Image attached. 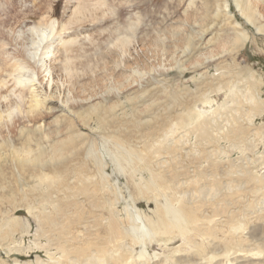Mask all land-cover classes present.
I'll return each mask as SVG.
<instances>
[{
  "label": "rangeland",
  "instance_id": "obj_1",
  "mask_svg": "<svg viewBox=\"0 0 264 264\" xmlns=\"http://www.w3.org/2000/svg\"><path fill=\"white\" fill-rule=\"evenodd\" d=\"M247 1L259 14L264 15V0ZM100 4L104 5L100 8L101 10L99 9L100 12L104 11V15L100 17V12L96 10L99 12V20L91 22L89 19L81 26L72 27L67 34L71 38L77 37L76 47H74L77 53L75 57L77 58L78 55L82 57H78L80 60H74L76 69L78 68V76H75L78 85L75 86L73 95L77 97L79 105L73 109V112L83 116L89 115L91 117V120H87L89 126L79 121L76 123L72 111L65 109L61 104V96L57 92L62 86L58 83L56 76L54 82L50 83L52 85L50 89L47 86L48 82L38 76L39 81H37L38 83L42 81L43 87L39 86L35 79L33 90L35 92L38 90L40 96L44 92L49 95L51 93L48 105L45 104L40 111L43 119L38 118L36 122L32 119H24V125L27 127L16 126L9 135L6 128L2 130L4 140L0 138V145L6 146L11 139L16 148L27 144L35 148L37 145L54 144L57 139L66 142L70 134L73 137L70 138L71 144L64 147L63 155L66 153L67 158L55 163H47L44 169L38 172L37 178L31 175L30 166L20 168V164H17L8 148L4 150L5 153L0 152V227H2L0 239H3L0 240V264H52L49 257L56 259L61 256L55 247L47 243L48 236L57 235L54 230L58 229V226L51 228L42 222V217L52 212L54 203L50 206L46 202L48 199L45 197L46 193L52 192L53 189L48 188L46 182L40 183L39 177L45 175L51 177L52 174L49 175V173H52L50 171L52 165L62 167V169L67 166L65 173L56 174L63 186L56 188L52 199L62 198L64 200L67 194L71 201L76 199L80 203L82 201L84 214H80L78 222L67 225L64 236L61 235L72 237L70 243L73 247H84L83 243L88 240L94 242V236L91 233L95 236H104L109 211L117 214L122 230L127 228L124 213V207L127 205L135 206L145 215L152 216L153 202L137 197L134 185L140 177L147 180L149 172L142 164L138 166L139 168H135L136 174L133 178L132 170L126 169L125 173L117 172L110 158L101 148L102 144L107 148H112L113 136L110 135L112 132L124 147L133 151L134 159L142 156L150 163L164 161L163 171L165 168L175 172L184 171V177H176L181 183L188 177H192L198 165L206 166L207 161L204 156L206 153L212 158L216 155L220 163L219 168L221 170L226 168L230 173L227 172L226 178L222 179L223 182L225 181L224 185L230 184L232 188L241 187L246 192L249 189L243 200L239 199V202L252 203L253 194L251 192L257 191L258 187L250 182H245L246 186H244L237 178L240 179L242 173L249 170L248 173L251 175H264V30L263 32L257 31L254 25L245 20L241 10L244 7V0L240 2L238 0H100L97 5ZM0 6H3L0 7V32L2 33H0V43L1 41L9 42L4 47L5 55H7L3 54V59L0 61L1 66L7 65L5 69L1 67L0 81L3 78L7 83L10 82L6 85L11 89L12 81L8 73L13 60L9 61V56L20 47L13 41L10 42L11 33L7 32H11L10 29H18L20 26L24 27L25 31V28H28L26 26L36 23L47 12L54 20L60 22L77 6V1L0 0ZM5 19L7 22L4 25ZM261 23L264 25V19H261ZM242 32L247 35V39L239 41L240 46L238 47L230 46L234 44L233 40L236 35ZM124 37L130 38L126 48H122L116 42ZM57 47L54 60L55 65L59 67L63 59L60 55L63 54V50L59 44ZM123 52H127L124 53L125 56ZM7 67L9 68L6 70ZM219 84L222 86L220 90L216 89ZM3 88L0 89L1 95L9 91ZM83 88L84 93L82 94ZM231 89L243 92L248 98L251 93L252 106L245 99H240L237 103L241 109L239 113L236 110L226 111L220 116L210 117L212 121L209 123L211 126L209 142L197 140L191 126L182 127L178 124L175 132L169 133L172 124L178 123L179 116L185 115L189 110L208 114L219 108L225 101L227 103L224 108H231L229 107ZM207 94L211 104L200 100V97L207 96ZM90 95L91 98H89ZM11 97L14 98L12 95L7 97V102ZM25 98V103L30 100L29 95H25ZM257 103H260L259 108ZM49 105L55 108L50 111ZM110 106L112 111H110ZM66 117L73 120L75 126L77 125L82 135L80 138L76 137L77 131L70 128L69 119ZM100 118L112 123L111 128H101ZM237 124L245 130V133L238 140H231L235 137L234 129L229 134L226 130L235 128ZM48 125L50 128L47 127ZM38 127L41 128L40 131L37 130ZM59 130L62 132L56 134ZM166 132L168 135L164 139ZM45 134L47 136L49 134L50 138H44ZM151 137L154 138L152 141ZM94 146L99 152H103L102 172L97 169V160H94L88 153L95 149ZM68 147L69 150H67ZM79 171L87 172V177L89 175L93 182L97 181V188H102L101 178H105V186L104 190L100 191V198L112 205L107 208L109 210L105 209L102 212L104 220L99 226L94 225L95 215L98 214L97 209L89 204V200L84 198L86 196H79V190L84 184V174L79 175ZM202 180V184L209 182L207 179ZM232 182H236V185L232 186ZM71 184L78 191L74 190ZM263 197L264 195L256 197L257 206L264 205ZM132 199L133 205L131 204ZM237 209H243V205L241 207L237 205ZM70 212H75V209H70ZM52 217L55 218L57 215L52 213ZM8 220H15L18 228L20 227L18 229L16 226L15 231L9 236L6 235L5 227ZM254 224L259 223L254 220L248 223L249 226H254ZM260 227L258 233L264 237V226ZM218 234H220L219 237L222 236L221 232ZM208 240L204 238V241ZM122 241L128 247H132L129 238L123 236ZM182 242L181 238L168 243L162 242L158 237L151 238L146 241V255L141 259L138 258L140 248L133 246L132 254L129 253L133 257L131 256L132 258L126 264H225L230 254H226L225 248L221 247L215 253L208 251V256L204 257L200 250L195 251L190 245L181 247ZM243 244L244 249L256 247L253 243ZM238 249L233 250L238 251ZM94 250L95 248L92 251ZM238 254L237 257L241 259L233 262L234 264L264 262L262 257L260 259L250 258L251 256L247 255L246 251L240 253L242 256ZM210 256L212 258L207 259ZM204 258L207 260L204 261ZM182 259H185L184 263H181Z\"/></svg>",
  "mask_w": 264,
  "mask_h": 264
},
{
  "label": "bare ground",
  "instance_id": "obj_2",
  "mask_svg": "<svg viewBox=\"0 0 264 264\" xmlns=\"http://www.w3.org/2000/svg\"><path fill=\"white\" fill-rule=\"evenodd\" d=\"M75 1H77V6L73 8L71 12L69 10L70 14L63 18L60 22L54 20L49 12H47L46 14H44V16H42V18L40 16L41 19L39 21L32 25L30 24V26H26L28 28H25V31L23 30L24 27L20 26L18 29H10L11 32H7L9 34L11 33V36H9L10 42L13 41L20 47V49L15 50V52L13 53L11 52V56H9L8 54V56L10 57L9 61L13 60V63L10 64V68H6V70L8 68L10 69L8 76L11 79L10 81H12V88H7L6 84L9 85L10 82L7 83L5 79L3 80L2 78L0 81V89L2 90L4 89L3 87H5L7 88L6 91L9 90L7 91V94H0V138L2 140H4V136L2 135L3 129L6 128L9 135L13 132V129L16 126H25V128L27 127V125H24V119H32L33 122L38 121V118L43 119L40 111L42 108H44L43 106L47 104V102L51 99V93L49 95L44 92V94H41L40 96L38 90L36 92L33 90L35 79L37 83L39 81L38 76H41L42 79H45L48 82V89L52 87L50 83L54 82V78L56 76L57 80L59 81L58 83L62 86V88L58 89L57 92L59 93L58 95L61 96V104L64 105L65 109L72 111V113L75 115L76 123L79 121L81 124L89 126L87 122V120H91V117L89 115L83 116L82 114L73 112V109L79 105L77 102V97L73 95L75 86L78 85V80L75 77L78 76V68L76 69V62L74 60H80L78 59L80 55H78L77 58L75 57L77 53H75L76 50L74 47H76L77 37H75L76 39L71 38V36H68L67 34L69 30L76 25L78 27L81 26V24L89 21V19L91 20V22L98 19V13L101 10L100 8H102V6L104 5H97V2H99L100 0ZM240 1L241 0H238V2ZM101 3L104 2L101 1ZM243 6L244 7H242L241 10L242 14L246 18L245 20L254 25L257 31L264 30V25L261 23V19H264V15L259 14L258 11L253 7V5L247 0H244ZM96 10H98L99 12H97ZM99 14V16L101 17L102 14L104 15V11L100 12ZM6 22L7 20L4 21L3 24L5 25ZM246 39L247 35L244 32L238 33L233 40L234 44H231L230 46L233 45L234 47H238L240 46L238 45V42L244 41ZM129 41L130 38L124 37V39H121V41L117 40L116 42L119 43L122 48H126V45H129ZM93 42L94 41H92V43ZM8 44V41H1L0 43V53H2V55L0 54V56H2V58L0 57V61L1 59H3V54L4 56L7 55H5L4 47H6ZM15 44H13V46H15ZM58 44L59 46H61V50H63V54H60L63 56V59L59 67L55 65L54 60V57H56L57 54L56 49L58 48ZM224 47L225 46H223V48ZM124 53L126 54L127 52H123V54ZM125 54L123 56H125ZM5 66L7 65L5 64ZM1 67L2 69L4 68L3 65L1 66L0 64V71ZM41 82L38 83L39 86H42ZM220 84L216 87V89L220 90L222 88ZM225 86H227V84H225ZM233 89H231L229 92L231 94V104L229 107L231 108H224L226 107L227 103L225 101L222 102L219 108L210 111L208 113L209 115L207 114V112L195 113L194 110H189L185 113V115H181L182 117L179 116L178 123L172 124L169 133H174L178 124H181L182 127L191 126L193 128L192 131L196 134L195 136L197 140L201 142L207 140V142H209L211 139V126H209V123L212 121L210 117L214 115L220 116L226 111L236 110L239 113L240 107L237 103L240 101V99H245L246 102L250 106H252L251 103L253 102V96L250 95L251 93H249L248 98V96L246 94H243V92ZM82 90L83 94L84 88ZM11 95L14 96V98L12 99L11 97V99L7 102V97H10ZM25 95L30 96V100L26 101V103L24 102L26 99ZM91 97L92 96L90 95L89 98ZM200 100H202L206 104H211L210 99H208V94L207 96L204 95L203 97H200ZM258 105H260V103H257V106ZM53 108L55 107L49 105L50 111ZM110 111H112L111 106ZM237 112L235 113L237 114ZM112 117H114V115ZM205 117L208 118L205 119ZM246 118L249 120L248 117ZM67 119H69L68 123H70V128L76 129V137L80 138L82 135L78 131L76 127L77 125L75 126L74 121L70 118ZM100 121L101 124L99 125L101 128H111L112 123H108L105 120L103 121V118H100ZM57 122L58 121H56V123ZM26 123L28 124V122ZM47 127L50 128L49 125ZM232 129H234L235 137L231 140H238L240 136L245 133V130H243V128L239 124H237L235 128L226 130V133L229 134ZM22 130L23 129H21V131ZM37 130L40 131L41 128L38 127ZM185 131L188 132L187 130ZM61 132L62 131L59 130L56 134H60ZM28 135L30 136V134ZM110 135L113 136L111 143L112 148H107L104 146V144L101 145V148H103V152H105L110 158L113 167L115 168L114 170L122 173H125L126 169L130 171L132 170L131 174L133 178L136 174L135 168H139L138 166L142 164L144 169L149 172V178L147 180H144L142 177H140L138 179V182L134 185L135 192H137V197L153 202L154 210H152V216L145 215L135 206L127 205L126 207H124V213L127 220V228L122 230L117 220V214L114 211H109L107 214L108 220L105 223L104 236H95L94 233L90 232L92 236H94V242L88 240L83 243L84 247H73L70 243L73 238L63 237L64 230L67 225L78 222L80 220V214H84L83 207L81 206L82 201L81 203L80 201H78V199L71 201L67 194L64 200H62V198L59 200L52 199V194L55 192L56 188H58L59 186H63L61 184L62 181H59L58 175L56 174L65 173L67 167L66 166L64 167V169H62V167L52 165V168L50 170L52 173H49V175L52 174L51 177H49L48 175L39 177L40 183L46 182L48 184V188L53 189L52 192L46 191L47 195L45 196L48 198L46 202L49 205L54 203L52 208L53 210L52 212H49L47 215L42 217V222L48 224L51 228L58 226V229L54 230L57 235L54 237L50 235L48 236L47 240L49 246L55 247L61 253V256L59 258L54 259L52 257H49L52 264H126L128 263V260L133 257L132 255L131 257L129 254H132L133 246H137L140 248L137 257L141 259L147 253L146 241L154 237L160 238V240L165 243L171 242L176 238H181L183 240L181 247L190 245L195 251L196 249L200 250L204 254V257L208 256V251L211 253H215L221 247L225 248V253H230L228 258L226 259L225 264H234L235 261L241 259L240 257H237V253L240 254L241 252L245 251L247 255L249 254L251 256H249L250 258H264V237H262L258 233V230L261 228L260 226H264V205L257 206L258 203L255 201L257 196L259 197V195H264V175H251L250 173H248L250 171L249 170L248 172H243L240 179L237 178L238 180H241L242 185H244L245 182H250L252 185L257 186L258 190H261L254 191V189V192H251L253 194L252 203H245L244 201L239 202L240 200H243L244 195L249 192V189L246 192V190L241 187L232 188L230 187V184L224 185L225 181L223 182L222 179L226 178V176L230 173L224 167L223 168L225 170H221L219 168L220 163L218 162L216 155H214V157L212 158L209 154L206 153L204 155L205 160L207 161L206 166L202 167L201 165H198L197 171L194 172L192 177H188L181 183L176 179V177H184V171L175 172L173 170H169L168 168H165L163 171V166L165 164L164 161L150 163L148 159L142 156H137L134 159V155H132L133 151L131 149H128L127 147H124V145L115 136L114 132L110 133ZM167 135L168 133L166 132L164 134V139L167 137ZM43 137L50 138V135L48 134L47 136L45 134L43 135ZM72 137L73 136L70 134L66 142H64L62 139H57V142L54 144L47 143L48 145H37L35 148H32L29 144L22 146L21 148H16L12 144L10 139L9 143L6 146H3V144L0 145V152L5 153L4 150L8 148L13 154V158L15 159L17 164H20V168L24 169L25 166H30L31 175L37 178L38 172L44 169V165H46L47 163L51 164L62 161L67 158L66 153L63 155L65 149L64 147L71 144L70 138ZM153 139L154 138L151 137V141ZM94 148L95 149H93L92 151L90 150L88 153L94 160H97V169L98 171L102 172L104 166L102 162L103 152H99L96 146H94ZM148 148L149 146L145 149L147 150ZM67 150H69V147L67 148ZM221 154L222 153L219 151V155ZM36 165L41 167H37ZM216 167L219 168L218 171H216ZM235 168L233 169L237 170ZM227 172L228 174H226ZM233 172H231V174ZM78 174H84V184L79 190V196H86L84 198H86V200H89V204L97 209L98 214L95 215L96 221H94V225L99 226L103 224L104 220V215L102 212L110 207V205H112L111 203L109 204L108 202L103 201L100 198V191L101 189L104 190L105 178H101L102 188H97L96 185L98 184V182H93L89 175L87 177V172L79 171ZM237 174L235 175L237 176ZM209 177H211V179H209ZM202 179H207L209 180V182H207V184H202ZM235 183L236 182H232V186ZM71 186L74 190H77L73 187L72 184ZM91 186L92 188H90ZM131 204H134L133 199L131 200ZM237 205H239L240 207L243 205V209H237ZM27 208L30 211V207L28 205ZM70 209H75V212L71 213ZM42 212L45 213L44 211ZM52 213H55L57 217H52ZM39 217H41V215ZM9 220L7 223L4 222L7 231L6 235L8 236L15 231L17 226V222H14L15 220ZM252 220L259 224H254V226L250 225V227L248 223ZM59 221H62V223H59ZM1 230L2 227H0V231ZM55 232L54 234H56ZM219 232L222 233L221 237H219ZM123 236L124 238L130 239L132 247H128L126 243L122 241ZM204 238H208L209 240L204 241ZM243 243H253L256 247H253V249H244L242 246L244 245ZM94 248L95 250L92 251ZM234 248L239 249L238 251H234ZM249 248H251V246ZM117 252H121V254H116ZM240 255L242 256V254ZM211 258L212 256H210V258L208 257L207 259ZM207 259L204 258V261ZM184 262L185 259H182L181 263ZM243 264H264V262H245Z\"/></svg>",
  "mask_w": 264,
  "mask_h": 264
}]
</instances>
